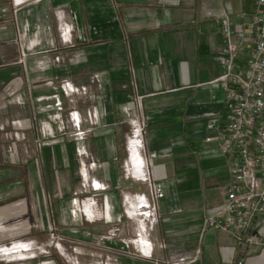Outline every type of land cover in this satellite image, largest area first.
<instances>
[{
	"label": "crops",
	"instance_id": "1",
	"mask_svg": "<svg viewBox=\"0 0 264 264\" xmlns=\"http://www.w3.org/2000/svg\"><path fill=\"white\" fill-rule=\"evenodd\" d=\"M256 1L0 0V114H19L23 145L18 171L0 152V246H10L3 256L21 264H67L68 248L75 247L77 264L90 253L119 264H156L169 253L189 264H232L222 258L224 247H235L236 260L260 254L264 244H238L217 228L202 232L205 210L225 200L231 180L219 150L229 122L225 91L215 81L223 72L214 57L223 43L220 19L232 11L239 21ZM64 24L71 27L68 40ZM64 79L89 85L99 97L80 102L83 115L88 106L99 110L100 124L85 139L71 137V105L59 85ZM133 121L146 127L141 156L128 153ZM81 152L97 161L89 173L108 185L102 197L123 231L131 224L122 197L149 194L142 177L153 161L164 189L153 259L133 258L120 241L74 232L98 226L80 211L90 194L79 188ZM251 233L264 242V216L251 221ZM50 234L63 240L51 243ZM164 242L169 248L162 249Z\"/></svg>",
	"mask_w": 264,
	"mask_h": 264
},
{
	"label": "built area",
	"instance_id": "2",
	"mask_svg": "<svg viewBox=\"0 0 264 264\" xmlns=\"http://www.w3.org/2000/svg\"><path fill=\"white\" fill-rule=\"evenodd\" d=\"M232 14V11L228 12L220 19L223 43L214 53L215 59L223 67L222 74L215 81L223 86L225 107L229 113V122L219 135V150L229 161L231 180L225 189V200L205 210L202 232L217 228L230 234L238 244L249 242L263 245L260 236L247 234V231L255 217L264 216V0H257L252 11L241 12L239 21H234ZM61 27L63 39H70L71 27L67 24ZM57 59L60 60V57ZM59 85L71 105L70 115L75 129L71 137L76 140L87 138L93 130L91 127L100 124L99 110L88 106L86 115H83L80 102L94 101L98 96L92 94L89 85H74L68 79L62 80ZM98 104L101 108L100 101ZM85 123H89L90 127L84 129ZM145 132L144 124L132 122L127 139L129 155L141 156L145 147ZM79 163L82 192H90L80 200V211L88 222H94L100 213L102 193L108 189V185L92 181L89 169L97 165V161L90 152H81ZM146 164L148 172L142 179L148 182L149 194H127L124 197V213L139 230L132 243L140 249L143 258L149 259L153 255L154 245L147 235V227L149 224L153 226L160 217L159 203L164 189L160 184L161 178L154 171L153 161L149 159ZM106 205L107 215L113 219L110 206ZM62 239L60 237L59 241ZM165 246L163 244L162 248ZM4 247L7 246H0V253ZM234 252L235 247H224V261L232 264H264V248L257 256L237 260ZM189 263L186 258L178 257L163 264Z\"/></svg>",
	"mask_w": 264,
	"mask_h": 264
},
{
	"label": "rangeland",
	"instance_id": "3",
	"mask_svg": "<svg viewBox=\"0 0 264 264\" xmlns=\"http://www.w3.org/2000/svg\"><path fill=\"white\" fill-rule=\"evenodd\" d=\"M1 115V114H0ZM2 117H0V144H1V150L0 152L2 153V156L5 155L6 158H8V155L10 156V160H12L13 163L12 166L16 167L13 169H17L15 171H18V167H20V162L22 160V155H23V145H22V131H21V125L17 124V122L20 121L19 118V114H2ZM130 135V134H129ZM4 154V155H3ZM8 166V164H6ZM10 166V165H9ZM17 176V175H16ZM19 176V175H18ZM17 182H14L16 181ZM13 183L14 184H18V178L16 177V179H14L13 177ZM147 182H145L144 184H146ZM161 184V182H160ZM4 183L0 182V187L3 188ZM162 186V184H161ZM10 188V187H9ZM79 188H82V180L80 177V182H79ZM135 193V192H133ZM133 193H129V194H133ZM122 212L123 215L125 216L124 213V209H125V201H124V197H122ZM101 204L99 207V216H97L96 221L94 222H90L91 224H95L97 223V227L92 228V229H81V230H75L74 232L77 233L79 236H83L85 238H97V241H116L119 242L124 245L125 249L127 250V252L130 253L131 256H133V258L135 257L136 259L138 258H143L141 256L140 253V249L137 247V245L135 243H132V241L137 238V234L139 232L137 225L135 224L134 221H131L127 218V216H125L126 221L129 222V224H131L128 228H125V232L122 230V226L117 224L116 222H112L110 217L107 215L106 212V204L104 202V199H100ZM160 216V215H159ZM160 218V217H159ZM158 218V220H159ZM158 220L157 222L154 223V225H148L147 230L148 233L147 235H149L150 238L153 237L154 234V229H156L157 224H158ZM88 222V221H87ZM166 230L170 231L169 228H167ZM62 234L58 235V234H50V238H51V243L53 242H58L60 237L63 238V236H61ZM68 236H70L71 239H75L76 236H74V234L70 233L67 234ZM75 237V238H72ZM80 237H78L77 239H79ZM82 238V237H81ZM63 240V239H62ZM163 244H166L164 248H169V245L164 242ZM162 244V245H163ZM161 245V247H162ZM17 246V245H14ZM10 247V246H8ZM12 248V247H11ZM139 249V250H138ZM80 250V249H77ZM117 250V249H116ZM121 251H123L122 249H120ZM68 251H70L72 253V256L70 255V257L67 258V264H77L78 261H76V255L73 254V251L75 252V247H69ZM118 251V250H117ZM18 253V252H17ZM99 254V253H98ZM92 254L90 253L89 256L87 258H85V260H81L82 264H119L117 261L114 262V260L112 259V257H110L107 254ZM14 255V254H11ZM171 256H174V254L169 253V255L167 257H165L164 261L167 260H172L174 258H172ZM14 261H12L13 259ZM17 257H12V256H3L2 253H0V264H21L20 261H17L16 259ZM110 258V259H108ZM154 258V251H153V255L151 257H149V259H153ZM71 259V260H70ZM80 261V260H79ZM163 261V263H164ZM159 263L163 264L162 262L159 261ZM157 264V263H156Z\"/></svg>",
	"mask_w": 264,
	"mask_h": 264
},
{
	"label": "bare ground",
	"instance_id": "4",
	"mask_svg": "<svg viewBox=\"0 0 264 264\" xmlns=\"http://www.w3.org/2000/svg\"><path fill=\"white\" fill-rule=\"evenodd\" d=\"M7 247H8V246H7ZM4 248H5V247H4ZM4 248H3V249H4ZM3 249H2V250H3ZM2 250H1V251H2Z\"/></svg>",
	"mask_w": 264,
	"mask_h": 264
}]
</instances>
